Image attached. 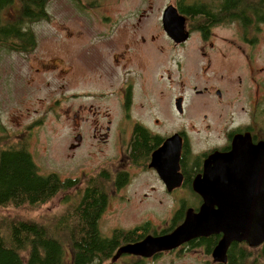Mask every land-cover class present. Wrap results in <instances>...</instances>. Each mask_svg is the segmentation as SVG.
<instances>
[{"label":"flooded vegetation","instance_id":"flooded-vegetation-1","mask_svg":"<svg viewBox=\"0 0 264 264\" xmlns=\"http://www.w3.org/2000/svg\"><path fill=\"white\" fill-rule=\"evenodd\" d=\"M195 1L169 0L159 9L158 21L142 25L140 18L138 25L127 23L124 29L102 18L92 38L99 40L89 43L97 65L88 67L78 55L70 57L85 69L76 77L72 72L75 83L66 97L74 101L72 156L85 148L87 135L91 148L98 145L101 153L104 146L113 150L91 171L80 173L84 177L104 173L107 178L79 176L72 190L76 202L80 184L90 183L99 201L94 230L110 238L118 234L114 256L121 248L122 252L104 264L181 260H190L185 264H264V241L254 245L232 238L222 249V230H202V235L179 245L155 249V238L176 231L189 212L201 215L207 200L225 203L232 192L238 203L245 192L238 187L239 180L215 179L212 173L235 159L229 161L225 154H248L264 145V0L261 5L258 0ZM194 4L195 14L189 10ZM170 5L185 17L186 36L166 31L163 15ZM139 11L140 16L148 15L146 9ZM219 26H232L234 33L217 34ZM32 36V49L19 50L14 44L12 51L34 53L40 47L36 29ZM8 42L13 44L15 39ZM42 60L39 72L65 64L54 56ZM64 71L70 70L64 67ZM33 84L35 78L29 73L28 85ZM52 101L59 103L55 97ZM88 153L91 156L93 151ZM215 154L220 158L215 159ZM206 169L212 173L205 177ZM250 176L252 181L256 175ZM115 201L121 211L111 218L108 213ZM123 202L138 207L128 216ZM219 209L212 203L206 212L213 216ZM139 243H145L137 249L140 253L125 249Z\"/></svg>","mask_w":264,"mask_h":264},{"label":"rangeland","instance_id":"rangeland-1","mask_svg":"<svg viewBox=\"0 0 264 264\" xmlns=\"http://www.w3.org/2000/svg\"><path fill=\"white\" fill-rule=\"evenodd\" d=\"M168 1L98 0L99 5L91 7L88 5L89 0H50L49 17L38 22L36 26L40 47L34 53L25 55L6 48L0 49L2 124L7 128L6 133L11 136L10 139H28V147L41 168L42 174L56 172L64 179L79 176L82 179L84 178V174H80L82 169L91 171L90 167L101 162L107 152L113 151L111 147L106 148V146L103 147L106 150V152L103 150V153L98 150V145L91 148L89 143L92 139L88 135L86 146L78 156L77 154L72 156L73 152L69 149L71 143L75 141L73 138L74 101L66 97H70L72 84L75 83L72 72L76 77L79 72L85 71L83 67L79 69L72 59L78 55L82 65L88 67L97 65L96 58L92 54L93 45L89 43L91 40H99V38L92 39L100 24L99 20L110 18L118 25H122L124 29L123 26L127 23L138 25V20L141 18L142 25H145L151 21H158L161 17L159 9ZM185 1L196 2L195 0ZM258 1L261 5L263 0ZM207 2L213 1L208 0ZM149 5H152V8ZM139 9H146L148 15L140 16ZM17 15L18 8L15 13L4 12L6 19L13 17L14 19L11 20H15ZM215 32L232 34L234 29L232 26H219ZM262 32L264 34V30ZM46 55L62 59L65 64L59 65L56 70L46 69L39 72L37 69L42 68V56ZM104 63H107L106 58ZM64 67L70 71H64ZM29 73L35 78L33 85H28ZM37 84L41 87H37ZM54 97L59 100L58 104L52 101ZM53 108L55 109L52 110ZM39 118L43 122L35 124V120ZM87 126L89 127V124ZM89 149L93 151L91 156L88 153ZM71 190L63 191V194L41 209L24 213V219L41 222L45 219L55 221L58 217H62L72 204V200L67 202L64 200L65 196H72ZM112 207L113 211L108 213V217L111 218L116 217V212L120 214L121 211L117 201L112 203ZM137 207L138 203L125 204L123 202L122 204V209L127 212L128 216H130L129 212L135 211ZM140 209L143 211L141 205ZM22 211L0 208V218L9 221ZM53 220L51 222H54ZM121 252L122 249L114 257L117 258ZM189 261L181 260L176 264H185ZM119 263L122 264V261ZM164 263L165 261H162L158 264Z\"/></svg>","mask_w":264,"mask_h":264},{"label":"trees","instance_id":"trees-1","mask_svg":"<svg viewBox=\"0 0 264 264\" xmlns=\"http://www.w3.org/2000/svg\"><path fill=\"white\" fill-rule=\"evenodd\" d=\"M97 1L89 0L88 5L96 7ZM49 7L50 0H0V49L12 51L14 44L19 50L32 49L36 24L49 17ZM17 8L15 20L5 18L4 12L15 13ZM189 10L198 12L195 4ZM11 37L13 44L8 42ZM6 129L0 116V208L23 211L9 221L0 218V264H104L114 257L118 234L110 238L94 230L99 201L88 182L80 184L76 202L71 195L64 197L72 204L54 222L24 219V213L45 207L79 182L56 172L42 174L28 139L12 140ZM86 178L107 176L97 173L82 179Z\"/></svg>","mask_w":264,"mask_h":264},{"label":"water","instance_id":"water-1","mask_svg":"<svg viewBox=\"0 0 264 264\" xmlns=\"http://www.w3.org/2000/svg\"><path fill=\"white\" fill-rule=\"evenodd\" d=\"M184 19L185 17L179 15L177 9L170 5L166 8L163 21L166 31L169 34H175L178 36H186L187 33L184 31ZM264 145L258 146L250 154V160H241L236 158L233 161L232 155L225 154V158L231 161L226 166L222 165L216 171L212 173L211 170L206 169L205 177L210 172L213 178L218 179H237L238 187L245 189L243 196L239 198L238 210L235 213L229 215V219H226L228 224L223 229L222 224L216 223L211 219H204L200 216H193L189 212L184 223L179 225L173 233L165 235L163 237L155 238V243L158 246L156 250L174 247L179 245L190 237H196L202 235V230H222L225 233L221 248L225 249L230 239H245L249 240L251 244L258 245L264 241V159H263ZM221 154H215L214 158H220ZM238 159V160H237ZM252 172H249V171ZM234 171V172H233ZM240 172H244L243 178L236 176ZM252 174V181L250 180ZM236 177V178H235ZM255 181V192L252 195V182ZM236 185V184H235ZM220 187H231L232 185H218ZM246 200V201H244ZM245 202V203H244ZM205 212V214H204ZM204 217H209L206 210L202 212ZM212 215V214H211ZM215 216V213H214ZM209 221V223H205ZM233 230V231H229ZM229 231V232H228ZM228 232V233H227ZM145 243H139L138 245L127 246L125 249L134 253H140V249ZM225 245V246H224ZM219 249L217 253L221 250Z\"/></svg>","mask_w":264,"mask_h":264},{"label":"bare ground","instance_id":"bare-ground-1","mask_svg":"<svg viewBox=\"0 0 264 264\" xmlns=\"http://www.w3.org/2000/svg\"><path fill=\"white\" fill-rule=\"evenodd\" d=\"M236 153L237 152L234 153L232 158H234V157L241 158V160H246V161L251 159L250 156L248 155L250 153L247 154L244 151H241V152H239L237 154ZM263 159H264V152H263ZM249 172H252V171L250 170ZM236 176H240L239 178H243L244 172H240L239 174H236ZM254 186H255V181L252 182V190H253V192H255V187ZM232 196H233V193L231 192L230 193V198L225 203L218 202L217 200H207V203H206L207 207L206 208L204 207L203 211H205L208 208L209 205H212V203H217L220 206V209L218 211L214 212L215 216H214V214H212L213 216H209V217L206 218V217L203 216L202 213H201V215H198V216H200L201 218H204V219H211V220H213L215 222V224L216 223L222 224L223 229L226 228V225L228 224L226 219H229V215L235 213V210L236 211L238 210V203L232 198ZM241 196H242V194L240 193V197ZM244 201H246V200H244ZM204 214H205V212H204ZM205 223L208 224L209 221H205ZM212 229L213 228H211V230ZM229 231H233V230H229Z\"/></svg>","mask_w":264,"mask_h":264}]
</instances>
